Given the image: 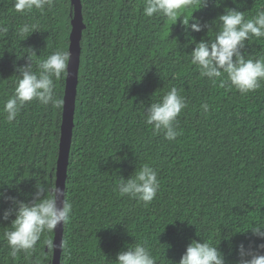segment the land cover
Listing matches in <instances>:
<instances>
[{
  "label": "trees",
  "instance_id": "1",
  "mask_svg": "<svg viewBox=\"0 0 264 264\" xmlns=\"http://www.w3.org/2000/svg\"><path fill=\"white\" fill-rule=\"evenodd\" d=\"M144 2L81 0L85 28L65 185L72 212L63 224L60 264H115L116 254L136 243L147 246L157 264H172L191 240L219 243L234 264L238 244L264 243L250 231L240 233L264 222V81L242 95L202 77L190 61L189 37L213 39L219 26L212 21L225 8L251 18L264 10V0H217V6L207 0L202 8L197 0L182 17L193 11L213 29L188 36L180 18L173 24L146 17ZM13 4L0 0V191L27 202L35 183L54 184L62 105L33 100L11 122L3 106L16 86L14 66L26 63V48L37 55L31 57L33 71L56 50L68 51L71 5L52 0L43 10L21 13ZM24 24L37 31L21 35ZM242 51L264 57V38L251 37ZM53 82L63 101L65 76ZM172 87L187 106L176 121L181 134L169 141L145 123V111ZM144 164L160 184L147 204L117 189L121 178ZM8 207L0 200V214ZM13 218L0 221V264H51L43 240H53V232L34 249L10 255L4 233Z\"/></svg>",
  "mask_w": 264,
  "mask_h": 264
},
{
  "label": "clouds",
  "instance_id": "2",
  "mask_svg": "<svg viewBox=\"0 0 264 264\" xmlns=\"http://www.w3.org/2000/svg\"><path fill=\"white\" fill-rule=\"evenodd\" d=\"M197 0H145L143 14L146 17L163 16L177 22L185 36L189 32L212 30L208 23L192 16L182 17L185 9L195 8ZM217 6V0H213ZM52 0H14L13 7L17 12H30L33 9L43 10L51 6ZM207 0H199V8L205 7ZM198 8V9H199ZM191 20V23L189 21ZM218 25L213 39H201L197 42L189 37L194 45L190 52V61L196 65L202 77H206L214 84L219 79L220 85L228 84L242 95L255 91L264 81V57L253 59L251 54L242 51L245 43L251 38H264V10H258L251 18L245 17V11L225 8L223 14L212 21ZM37 29L34 24H24L19 28L21 35L33 33ZM206 32V33H207ZM28 51L26 63L14 66L17 79L13 95L6 100L3 112L7 121L15 120L21 108L28 102L37 100L42 105L53 104L59 108L63 101L55 95L53 77L67 76V66L71 53L59 49L48 55L46 59L38 61V71H33L31 57L37 56L33 48ZM24 56V55H23ZM22 57V56H21ZM20 57V58H21ZM19 58V59H20ZM223 77V78H222ZM187 106L186 99L180 95L176 87L167 91L160 100L151 103L145 111V123L153 127L154 131H163L164 138L172 141L181 133L177 130L176 121L181 111ZM208 105H202L205 112ZM160 187L157 172L148 164H144L134 175L127 179L121 178L117 185L121 196L136 198L145 204L150 203ZM19 194V193H18ZM31 199L25 202L15 196H9L0 191V200L9 204L2 214L0 221H9L10 229L4 233L10 255L15 257L20 251L27 252L35 248L42 236L52 233L58 225L69 221L72 204L65 198V191L54 184L41 183L34 185ZM252 236L264 241V222L254 223L247 230ZM220 242V241H219ZM51 252L57 246L49 237L43 240ZM66 245V242H65ZM218 244L191 240L179 261L172 264H228L225 254ZM61 247V242L59 244ZM264 243L252 246V242L245 247L241 242L236 246L238 259L234 264H264ZM115 264H157L150 249L141 243L126 247V250L116 254Z\"/></svg>",
  "mask_w": 264,
  "mask_h": 264
},
{
  "label": "water",
  "instance_id": "3",
  "mask_svg": "<svg viewBox=\"0 0 264 264\" xmlns=\"http://www.w3.org/2000/svg\"><path fill=\"white\" fill-rule=\"evenodd\" d=\"M71 20L68 51L71 56L67 66L68 75L65 76L63 103L61 112V123L59 132L58 153L55 166L54 183L56 187L65 191L67 167L69 163V154L72 141L74 126L75 101L78 84V69L80 64V41L82 31L85 28L82 14L81 0H70ZM53 243L57 246L52 250L51 264H60L62 241H63V224L58 225L53 231ZM61 242V247L59 244Z\"/></svg>",
  "mask_w": 264,
  "mask_h": 264
}]
</instances>
